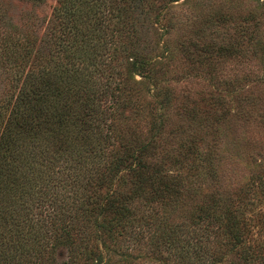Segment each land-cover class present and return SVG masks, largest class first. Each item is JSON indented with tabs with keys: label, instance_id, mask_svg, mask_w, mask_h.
<instances>
[{
	"label": "trees",
	"instance_id": "16d2710c",
	"mask_svg": "<svg viewBox=\"0 0 264 264\" xmlns=\"http://www.w3.org/2000/svg\"><path fill=\"white\" fill-rule=\"evenodd\" d=\"M150 7L55 0L37 35L0 1V264H264L232 196L189 207L167 168L181 157L171 142L189 150L198 136L164 117L174 96L168 60L150 54ZM230 16L213 8L201 32ZM211 41L191 42L195 56L244 53ZM211 97L216 122L226 106ZM178 106L198 121L196 101Z\"/></svg>",
	"mask_w": 264,
	"mask_h": 264
},
{
	"label": "rangeland",
	"instance_id": "374dc122",
	"mask_svg": "<svg viewBox=\"0 0 264 264\" xmlns=\"http://www.w3.org/2000/svg\"><path fill=\"white\" fill-rule=\"evenodd\" d=\"M0 1L13 20L22 13L30 14L37 35L51 19L55 4V0ZM216 7L229 13L232 20H213L202 33L199 25ZM145 16L150 54L168 60L165 82L171 85L174 97L164 117L176 129L192 125L194 136H198L189 150L183 147L185 143L178 146L179 142H171L178 148L172 151L181 157L167 168L181 176L182 200L195 207L204 205L212 195L218 202L232 196L230 204L245 222L244 240L260 243L264 253V0H151ZM211 40L233 44L244 53L195 56L196 47L191 42L198 47ZM134 77L139 78L137 74ZM220 79L227 80V85ZM151 92H147L146 99H151ZM212 93L223 96L226 106L216 122H211L218 110L211 104ZM181 99L190 105L196 101L198 121L190 122L188 114L178 106ZM146 112L142 110L143 118ZM210 151L211 170L202 156Z\"/></svg>",
	"mask_w": 264,
	"mask_h": 264
}]
</instances>
